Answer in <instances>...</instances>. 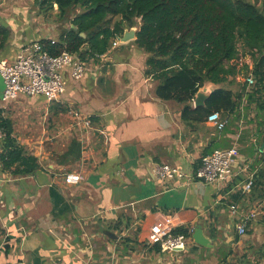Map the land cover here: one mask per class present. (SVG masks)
Returning a JSON list of instances; mask_svg holds the SVG:
<instances>
[{
    "label": "crops",
    "instance_id": "1",
    "mask_svg": "<svg viewBox=\"0 0 264 264\" xmlns=\"http://www.w3.org/2000/svg\"><path fill=\"white\" fill-rule=\"evenodd\" d=\"M58 9H45L44 0H0V25L9 31L0 39V60H15L28 43L55 44L75 29L73 15L61 17ZM147 58L135 40L118 38L107 53L83 60L87 71L81 80L66 70L67 91L52 103L27 96L3 102L0 75V116L11 122L16 145L41 165L24 175L19 164L9 167L0 159V264H264V178L253 192L244 191L250 179L264 175V112L247 100L253 58L240 57L238 68L248 69V76L200 88L242 95L235 112L217 113L227 121L222 131L207 120L186 122L185 104L159 98V83L146 75ZM21 106L42 121L19 128ZM190 106L197 108L195 99ZM72 109L94 128L73 130ZM62 116L64 141L46 136L43 121L58 127ZM73 140L80 143L79 159L62 166ZM233 146L239 157L230 184L168 181L157 174L164 164L193 173L205 156ZM4 147L5 138L3 152ZM69 174L81 181L67 184ZM233 203L239 214L259 209L243 236L230 214ZM165 216L174 218L177 229L191 231L186 251L162 252L148 243L151 227ZM196 229L204 244L194 238Z\"/></svg>",
    "mask_w": 264,
    "mask_h": 264
},
{
    "label": "trees",
    "instance_id": "2",
    "mask_svg": "<svg viewBox=\"0 0 264 264\" xmlns=\"http://www.w3.org/2000/svg\"><path fill=\"white\" fill-rule=\"evenodd\" d=\"M55 4L61 17L73 15L76 28L55 44L43 42L52 55L66 51L82 60L97 58L108 52L126 28L137 26L135 43L148 55L146 75L159 83V98L185 104L186 122H203L214 112L229 114L239 108L242 95L223 88L215 90L203 107L193 110L190 103L205 83L219 85L238 75L248 76L249 70L243 72L238 66L241 55H251L256 84L247 100L264 112V0L261 4L249 0H44L45 9ZM8 35V29L0 25L1 41ZM0 128L6 135L0 157L6 166L19 164L24 175L39 170V160L16 145L11 122L0 116ZM79 146L72 141L62 166L74 165ZM263 178V174L254 177L251 192L257 182L263 184ZM176 232L191 236L188 229Z\"/></svg>",
    "mask_w": 264,
    "mask_h": 264
},
{
    "label": "built area",
    "instance_id": "3",
    "mask_svg": "<svg viewBox=\"0 0 264 264\" xmlns=\"http://www.w3.org/2000/svg\"><path fill=\"white\" fill-rule=\"evenodd\" d=\"M116 44V43H115ZM73 80H81L87 71L86 63L76 54L63 52L52 55L41 43H28L24 45L15 60H0V75L4 82L3 102H14L22 96L30 98L43 97L48 103L60 102L65 95L68 81L65 71ZM249 85L254 86L256 80L253 75L246 78ZM218 112L211 114L207 121L222 131L226 120L220 119ZM70 114L76 126L90 128L89 118H85L79 111L72 109ZM6 138L0 130V139ZM3 149H0V157ZM239 150L236 146L217 149L202 159V164L193 171L187 173L179 167L164 164L157 169L160 178L168 181L189 179L190 182L202 181L209 185L230 184L237 177L236 163ZM81 177L78 174L66 176L67 184H78ZM253 179L246 184L244 191L250 193L253 188ZM230 214L236 218V231L240 236L247 233L251 221L259 215L256 208L249 214H239V206L236 203L230 205ZM177 224L172 216H165L157 221L150 229L148 243L159 246L162 252H184L188 248L189 237L177 233Z\"/></svg>",
    "mask_w": 264,
    "mask_h": 264
},
{
    "label": "rangeland",
    "instance_id": "4",
    "mask_svg": "<svg viewBox=\"0 0 264 264\" xmlns=\"http://www.w3.org/2000/svg\"><path fill=\"white\" fill-rule=\"evenodd\" d=\"M249 1H251V2H254V3H257V4H261L262 3V1L263 0H249ZM4 89V88H3ZM28 109V106H21L20 107V112H19V114H18V116L15 118L16 119V122H17V124L19 125V128H23L24 127V125L26 124V122H29V123H33L34 125H37V124H39L41 121H42V118H40V117H38L37 116V113L36 112H34L33 114H29V111L27 110ZM15 113V112H14ZM26 117H28L30 120H33V121H26V120H23V119H25ZM40 118V119H39ZM65 123H66V120H64V117L62 116L61 117V119L58 121V124L57 125H60V126H58V127H56V126H49V121H43V124H45V125H47L48 127H50V128H48L47 126H46V128H45V135L47 136V135H51V136H55L56 137V139L57 140H63L64 141V139H65V137L64 136H62L63 135V131L62 132H59V130L62 128V127H64V125H65ZM81 127H84V126H76V125H74L73 127H72V129L74 130V129H80ZM90 128H94V123L93 122H91V126H90ZM35 130V129H34ZM34 130H32V132L34 131ZM42 132H43V129L41 130ZM23 132V131H22ZM31 132V133H32ZM39 135L41 136V133H39Z\"/></svg>",
    "mask_w": 264,
    "mask_h": 264
},
{
    "label": "water",
    "instance_id": "5",
    "mask_svg": "<svg viewBox=\"0 0 264 264\" xmlns=\"http://www.w3.org/2000/svg\"><path fill=\"white\" fill-rule=\"evenodd\" d=\"M81 36L83 38L86 37V35L84 33H82ZM136 37H137V28L133 27L131 29H126L124 31L123 36L119 37V40H120L121 43H128V42H130L132 40H136ZM213 92H210V91H206L205 92V91L199 90L197 95H196V97H195V105L197 107L205 106L206 105V101L208 100V98L210 97V95ZM198 232H199V230L196 229L195 233H194V238L196 239L197 242H200V243L204 244L202 241H200L201 239L198 237Z\"/></svg>",
    "mask_w": 264,
    "mask_h": 264
}]
</instances>
